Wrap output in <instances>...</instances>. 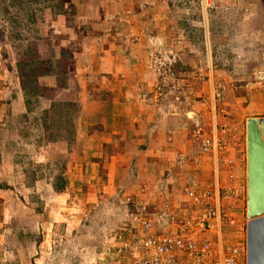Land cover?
<instances>
[{
    "label": "crops",
    "instance_id": "0c3cea01",
    "mask_svg": "<svg viewBox=\"0 0 264 264\" xmlns=\"http://www.w3.org/2000/svg\"><path fill=\"white\" fill-rule=\"evenodd\" d=\"M98 1L94 3L106 9L107 3ZM112 1L114 19L103 11L100 20L110 27L99 31L89 47L80 46L69 32L62 36L69 47H75L65 84L60 85L56 75L46 76L54 81L51 103L80 105L74 141L49 142L35 160L63 162L64 189L54 188L53 176L27 184L23 165L9 159L11 154L0 141V264L112 262L118 246L116 231L127 225L129 210L142 204L160 209L169 202L183 215L190 203L177 191L194 180L201 188H214L227 211V197L222 194L236 193L239 203L234 217L239 222L247 218L248 223L247 209L243 211L247 144L245 150L232 145L221 152L216 146L205 149V136L193 131L212 112L198 101L177 110L172 97L151 94L158 77L146 65L154 51L147 46L166 38L155 26L163 24L164 16L158 22L155 17L156 8L163 6L140 0ZM4 68L0 65L5 74ZM0 77L4 78L3 73ZM6 93L0 85V133L9 110L12 115L27 112L24 93L11 90L12 98H6ZM232 228H227L226 238L239 243L243 237ZM36 231L42 234L40 240L27 238V233Z\"/></svg>",
    "mask_w": 264,
    "mask_h": 264
},
{
    "label": "rangeland",
    "instance_id": "374dc122",
    "mask_svg": "<svg viewBox=\"0 0 264 264\" xmlns=\"http://www.w3.org/2000/svg\"><path fill=\"white\" fill-rule=\"evenodd\" d=\"M95 1L47 0L32 7L16 6L5 11L2 5L6 2L0 0V28L3 32L0 65L6 70L5 74L0 71L4 76L0 77V85L7 89L6 98H12V93H8L11 90L23 94V82L30 100V111L26 113L12 115L9 110L0 141L11 154L9 159L23 165L29 185L38 177L53 176L55 183L62 176L63 162H35L39 158L37 155L44 150L42 148L56 141L52 138L59 140L68 134L63 122L52 124L54 117H60L58 113L46 115L52 104L50 98L54 86V81L46 76L56 75L58 83L65 84L64 78L75 47H69L67 41L62 40L63 35L69 32L81 42L80 46L85 44L89 47L99 31L110 27L100 18L107 10L114 19L113 1H98L107 3L106 9L100 8ZM140 1L154 7L163 6L156 8L158 13L155 16L156 22L157 18L159 20L160 16H164L163 24L155 26L166 38L150 41L147 47L154 51L146 59V65L157 74V84L163 86L159 97H172L170 99L176 102L177 110L189 104L195 105L198 101L212 113L206 120L199 121L197 126L193 124L195 128L201 129L205 137L216 139L220 152L228 145L237 149L241 146L245 150L246 118L264 115V0ZM32 11L34 19L29 18ZM106 20L109 22L110 18ZM35 58L42 64L25 66ZM30 69L33 77L29 75ZM5 80L6 84L3 83ZM156 90L157 87L151 92L154 98ZM12 96H15L14 92ZM23 98L26 102L24 95ZM209 98L212 101L208 104ZM194 183L197 181L194 180ZM188 184L185 183V187L177 192L184 194L190 186ZM43 186L46 188L45 183ZM232 189L236 191L237 187ZM223 196L227 197L225 204L228 212L234 216L233 210L238 208L239 203L238 195L224 193ZM246 209L247 200L243 211L246 212ZM242 219L245 220H236L238 223L233 225L232 230L242 235L240 243L247 244V218ZM30 237L40 240L42 234L40 231L29 232L27 238Z\"/></svg>",
    "mask_w": 264,
    "mask_h": 264
},
{
    "label": "built area",
    "instance_id": "2783aa9c",
    "mask_svg": "<svg viewBox=\"0 0 264 264\" xmlns=\"http://www.w3.org/2000/svg\"><path fill=\"white\" fill-rule=\"evenodd\" d=\"M156 87L161 95L163 86ZM194 132L204 135L199 128ZM216 143L204 138L205 149ZM184 194L190 208L183 215L169 202L160 209L142 204L129 210L127 225L116 231L114 260L106 264H247V244L226 238L236 219L221 205L220 194L195 183Z\"/></svg>",
    "mask_w": 264,
    "mask_h": 264
},
{
    "label": "water",
    "instance_id": "95a60500",
    "mask_svg": "<svg viewBox=\"0 0 264 264\" xmlns=\"http://www.w3.org/2000/svg\"><path fill=\"white\" fill-rule=\"evenodd\" d=\"M247 264H264V117L247 119Z\"/></svg>",
    "mask_w": 264,
    "mask_h": 264
},
{
    "label": "trees",
    "instance_id": "16d2710c",
    "mask_svg": "<svg viewBox=\"0 0 264 264\" xmlns=\"http://www.w3.org/2000/svg\"><path fill=\"white\" fill-rule=\"evenodd\" d=\"M6 3H3L5 7V11H8L11 7H32L34 4H41L42 2H46L47 0H2ZM34 12L32 11L31 14H29V18L32 17L34 19ZM2 35L3 32L0 28V42L2 41ZM7 54L4 52V56ZM37 64H42V62L38 59L30 60L25 66H31ZM45 72H42L41 74H44ZM31 77H33L32 70L30 69V74ZM22 90L24 93V96L26 97V105L28 106V111H30V100L28 99V93L26 91V88L22 82ZM80 112V105L77 102L73 101H54L52 102L51 106L49 109L46 110V115L50 114H57L60 116L59 118L54 117L53 125L56 123V121H61L64 123V127L67 131L68 134L66 136L62 137V139L68 140V142H73L75 139V118L78 116ZM53 136V135H52ZM54 140H57V138H52ZM54 188L56 190H62L64 189V179L62 176L57 178V181L54 183Z\"/></svg>",
    "mask_w": 264,
    "mask_h": 264
}]
</instances>
